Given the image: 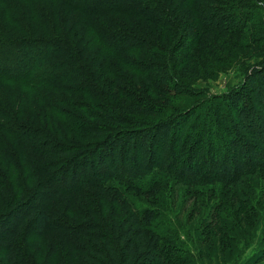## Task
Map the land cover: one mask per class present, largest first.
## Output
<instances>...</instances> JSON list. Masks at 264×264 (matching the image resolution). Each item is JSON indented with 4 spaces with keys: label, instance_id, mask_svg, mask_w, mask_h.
I'll use <instances>...</instances> for the list:
<instances>
[{
    "label": "trees",
    "instance_id": "1",
    "mask_svg": "<svg viewBox=\"0 0 264 264\" xmlns=\"http://www.w3.org/2000/svg\"><path fill=\"white\" fill-rule=\"evenodd\" d=\"M0 8V264H181L156 212L135 211L120 184L161 205L170 177L197 175L193 157L214 164L206 143L222 154L216 180L230 185L264 160L241 138L218 149L221 102L192 112L172 104L214 75L213 59L231 67L243 60L226 57L234 49L264 46V0H0ZM263 59L227 104L258 137Z\"/></svg>",
    "mask_w": 264,
    "mask_h": 264
},
{
    "label": "rangeland",
    "instance_id": "2",
    "mask_svg": "<svg viewBox=\"0 0 264 264\" xmlns=\"http://www.w3.org/2000/svg\"><path fill=\"white\" fill-rule=\"evenodd\" d=\"M52 5L56 10L62 8L55 3H52ZM72 14L68 10L64 12V15H69L71 19ZM75 16L78 22L84 20L82 16L80 20V16L76 12ZM54 18L58 19V16L55 15ZM28 19L29 21L26 19L27 23L25 24L34 29L37 21L31 20L29 17ZM68 21L70 22V20ZM24 32H27L26 28H24ZM234 50L239 54L235 52L227 54L226 57L231 60H237L240 57L243 58L242 61H237L234 66L228 67L217 59H213L214 65H216L213 68L215 70L214 75L208 79L196 80L192 85L193 95H182V97L172 100V104L185 107L186 110L192 112L194 106L207 99L221 102L223 105L221 107L223 118L220 119L222 123L220 122V125H218L220 128L218 136L213 137L218 149L220 147V149L227 150L230 146H233L232 138H236V140L241 138L243 141L257 146L259 152L264 155V137H258L256 132L249 129L242 130V125L238 121L239 119L237 120L235 112L227 106L231 94L248 89L247 85L249 83H245L247 75L254 67L261 65L262 58H264V46ZM241 64H244L243 67H239ZM120 70L122 69L120 68ZM256 80L258 81V79ZM20 89L22 90V88ZM14 91H17V89ZM24 91L29 92L30 90L26 89ZM15 93H17L16 98L18 95L21 97V103L18 106L20 111L23 112L26 109V100L22 93ZM29 93L31 95L32 92ZM73 96V98L79 97L76 94ZM12 99L15 100V98ZM261 107V105L254 106V110L258 112ZM27 113L25 110L23 116H26ZM254 118L249 112L248 120H254L258 124L257 118ZM218 127L215 126L216 129ZM75 135L80 137L81 134L75 131ZM151 136V149L154 154L157 153L160 156L159 148L162 141L160 139L155 140L153 135ZM208 146L210 144L206 143V146H202V149L203 152L209 153L214 164L202 158L200 154L193 157L197 163L195 167L197 168V175L195 170L192 169L190 172L186 171L190 177L183 174L186 176L181 181L175 177H170V182L167 185L164 183L160 187V190L165 192L161 197L163 201L161 205L151 204L144 197L145 191L143 190L133 189L126 184H120L121 189L123 191L129 189V192L125 194H129L134 199L135 211L142 212V210L150 209L156 212L157 224L155 226L159 225L160 232L169 240L171 239L177 249L180 248L176 251L175 256H181V264H264V160L257 164V168L255 167L253 173L244 175L239 183L230 185L222 180H216L214 174L219 171V158L222 154L218 150V157H214L211 152L206 150ZM148 147L143 145V150L139 148L140 153L137 152V157L135 156L139 166L146 159L141 157V153ZM244 155L247 156L246 152H244ZM129 161L131 160L129 159L127 162ZM182 162L183 160L175 165L178 166ZM105 163L108 164L106 161ZM132 165L133 163L129 166ZM198 167L201 169L198 170ZM209 168L213 172L208 174L207 170ZM97 171L98 169L89 172L96 176ZM207 179L213 180L199 182V180ZM41 232L34 234L30 230L29 234L32 233V238L37 235V238L40 239L42 237H38V235ZM223 236L225 242L222 245L220 238ZM0 258H3V252H0Z\"/></svg>",
    "mask_w": 264,
    "mask_h": 264
}]
</instances>
